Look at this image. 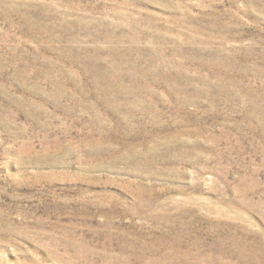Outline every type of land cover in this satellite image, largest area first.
<instances>
[{
  "label": "rangeland",
  "instance_id": "1",
  "mask_svg": "<svg viewBox=\"0 0 264 264\" xmlns=\"http://www.w3.org/2000/svg\"><path fill=\"white\" fill-rule=\"evenodd\" d=\"M0 264H264V0H0Z\"/></svg>",
  "mask_w": 264,
  "mask_h": 264
}]
</instances>
